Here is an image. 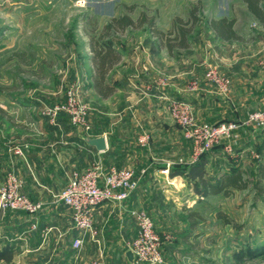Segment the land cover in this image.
I'll use <instances>...</instances> for the list:
<instances>
[{
    "label": "rangeland",
    "instance_id": "rangeland-1",
    "mask_svg": "<svg viewBox=\"0 0 264 264\" xmlns=\"http://www.w3.org/2000/svg\"><path fill=\"white\" fill-rule=\"evenodd\" d=\"M125 14L136 21L145 14L147 19H155L156 28L165 32L174 29L169 35L172 51L146 23L104 34L110 20ZM222 17L236 18L241 29L249 28V36L224 45L217 42L211 21ZM177 18L182 19L184 27H192L186 47L179 45L176 37ZM88 33L95 39L105 35L104 39H112L121 49L152 51L149 63L156 70L158 83L171 87L174 95L183 96L174 101L185 103L181 109L191 113L193 123L234 121L239 125L231 138L219 139L205 152L214 154L218 161H208V174H217V167L220 172L239 168L248 186L203 200L185 186L181 200L171 196L165 201L171 212L164 223L166 230L160 231L166 232L165 241L171 251L166 249L164 253L171 264H264V107L232 105V79L227 74L232 65L220 60L223 53L230 55L236 50L246 55L251 49L254 60L245 64L257 72L264 71V27L250 14L244 0H0V187L10 172L7 155H14L15 147L27 146L29 152L41 142L48 147L69 140L71 135L82 137L103 130L96 131L92 123L99 117L97 108L105 106L88 91L93 71ZM210 69L219 78L231 81L227 95L221 94L218 84L208 76ZM123 99L116 95L105 105L124 103ZM83 108L91 129L75 122L77 111ZM254 114L259 116L248 121ZM173 122L191 152L187 163L175 157L176 171L200 156L195 155L183 127ZM52 131L63 135L54 139L59 136H51L55 133ZM154 132L155 128L149 127L142 136L149 135V142L155 144L158 140L152 138ZM138 142L147 148L148 144L142 145L140 139ZM80 145H84L82 140ZM88 160L89 156L81 152V164ZM141 210L152 215L158 225L154 207ZM219 212L233 223L226 224L217 216ZM191 213L195 215L190 218ZM6 214L0 213V248L9 243ZM256 249H260L258 253L253 252ZM24 256L18 251L11 261L2 260L0 264H24Z\"/></svg>",
    "mask_w": 264,
    "mask_h": 264
},
{
    "label": "crops",
    "instance_id": "crops-1",
    "mask_svg": "<svg viewBox=\"0 0 264 264\" xmlns=\"http://www.w3.org/2000/svg\"><path fill=\"white\" fill-rule=\"evenodd\" d=\"M246 6L250 14L256 17L249 10L247 3ZM229 19H235L233 29L240 37L249 36V28L241 29L236 18ZM261 24L264 27L262 22ZM212 31L216 41L222 45L234 40L222 38L213 28ZM114 47L120 52L121 59L107 75V84L113 89V93L103 97L97 92L94 86V65L89 76L88 91L94 93L105 106L97 108L96 114L99 117L94 118L92 123L96 131L100 128L103 130L84 135H105L108 149L98 151L87 146L80 135L75 138L71 135L69 140L50 144L48 147L43 142L35 144L32 150H26L24 155L16 154L15 151L14 155H7L10 171L15 172L23 181V192L33 200L45 203V208L36 217L25 211H7L6 220L10 236L7 239L15 255L18 251L23 252L24 264H91L98 257H103L107 264H131L126 251L130 249L138 233L134 211L154 207L157 226L161 228L157 230L161 235L164 234V237L166 232L161 231L166 230L164 223L166 217H169L168 212H171L165 201L171 196L176 201L181 200L185 194V186H189L192 194L202 200L209 195L220 194H204L198 191L195 183H199V179L193 180L187 176V169L198 160L191 161L187 167L184 166L183 174L171 175L175 157L187 163L185 160L191 153L190 147L181 141L180 132L176 130L170 115L172 101L183 96H176L171 87L166 88L158 84L156 70L151 68V62L149 63L153 59L152 51L146 53L132 51L128 47ZM250 51L252 50L248 49L249 53L241 55L235 50L231 51L230 55L223 53L220 57L222 63L229 62L232 65L227 74L232 79L231 102L236 108L257 105L264 107V71L257 72L249 64H245V61L254 60L255 55ZM116 95H122L124 103H110L106 106L108 99L115 98ZM149 127L155 128L156 132L151 136L158 141L155 144L154 141L149 142L147 148H143L138 140ZM52 132L55 133L50 132L51 136H59L54 139H60L63 135ZM81 140L83 146L80 145ZM81 152L89 156L87 163L81 164ZM97 161L107 169H134L140 179V188L122 202L110 201L97 207V236H86L83 246L77 250L73 247V240L79 232L72 225V212L57 196L66 188L71 171L85 170ZM206 161V178L215 181L220 174L227 172H220L217 167V174H208V161L211 164L218 161L211 153L207 154ZM166 170L168 171L164 172ZM34 224L38 226L34 228ZM167 244L164 238L163 251H171ZM164 264H171L166 254Z\"/></svg>",
    "mask_w": 264,
    "mask_h": 264
},
{
    "label": "built area",
    "instance_id": "built-area-1",
    "mask_svg": "<svg viewBox=\"0 0 264 264\" xmlns=\"http://www.w3.org/2000/svg\"><path fill=\"white\" fill-rule=\"evenodd\" d=\"M210 79L218 84L221 94L230 91L231 81L228 78H219L214 69L208 71ZM163 86L161 82L158 83ZM171 115L182 127L186 138L194 146L195 155L201 156L209 151L221 138H231L233 132L239 127L234 121H225L217 125L209 123L195 124L191 113L182 110L185 103L173 100ZM187 109V107H186ZM259 115H252L248 121L256 119ZM87 111H77L75 122L77 125L91 129L86 119ZM142 145L149 143V135L140 138ZM27 146L15 147L16 154L24 155ZM168 170L164 171L167 172ZM142 173H145L142 171ZM23 181L13 171L7 175L5 183L0 187V213L7 211H25L36 217L45 208L43 201H36L22 190ZM140 188V179L132 168H105L101 162H93L85 170H73L69 175L66 188L57 196L72 212V225L79 235L73 240V247L81 249L86 236L96 238L95 211L97 207L106 202H122L133 192ZM133 215L138 226L137 236L130 248L134 251L135 264H164L163 235L157 230L155 219L144 210L134 211ZM38 225L34 224V228ZM165 238V237H164ZM91 264H107L103 257L95 258Z\"/></svg>",
    "mask_w": 264,
    "mask_h": 264
},
{
    "label": "trees",
    "instance_id": "trees-1",
    "mask_svg": "<svg viewBox=\"0 0 264 264\" xmlns=\"http://www.w3.org/2000/svg\"><path fill=\"white\" fill-rule=\"evenodd\" d=\"M249 10L256 16V18L264 24V0H244ZM149 24L152 28L155 29V35L168 44L169 51H172L173 44L172 38L169 35L173 34L174 29L165 32L155 26V19H147L145 14H142L138 21L134 20L130 15L125 14L120 17H115L110 20L104 26V34H107L112 29H116L117 31L125 30L130 26H137L143 24ZM183 21L180 18H177L174 22L175 30H177L180 42L179 45L186 47L188 45L187 37L191 28L184 27L182 24ZM235 23V19H229L227 17H222L220 19H214L211 21L212 28L216 31V33L222 38L232 40V39H240L241 37L234 31L233 26ZM188 24V23H186ZM110 33V32H109ZM89 36V46L92 51L91 61L95 67L96 75L94 78V86L97 92L103 96L108 97L113 93V89L107 84V75L110 70L116 65L120 59V52L114 47V42L112 39H104L105 35H100L98 39L92 36L91 33H88ZM166 36H168L166 38ZM165 37V38H164ZM104 39V41H101ZM2 110V109H0ZM3 111V110H2ZM82 139V138H81ZM208 153H203L198 161L194 165H192L189 169H187V176L193 180L196 178L199 179V183H195V188L204 193H225L230 194L232 190H244L247 188L248 183L244 180L242 176V172L239 169L234 171L225 172L218 176L215 181L210 180L205 177L207 173L206 166V156ZM183 167L181 169H173L171 175H180L183 174ZM264 173V170H263ZM203 186V187H202ZM202 187V188H201ZM195 215V213H191L190 218ZM221 219L224 220L226 224L233 223L227 215L223 212H219L218 215ZM164 239V237H163ZM260 249H256L253 251L254 253H258ZM262 253H264V246L261 249ZM14 255V250L12 246L8 243L5 246L0 248V262L2 260L11 261Z\"/></svg>",
    "mask_w": 264,
    "mask_h": 264
},
{
    "label": "water",
    "instance_id": "water-1",
    "mask_svg": "<svg viewBox=\"0 0 264 264\" xmlns=\"http://www.w3.org/2000/svg\"><path fill=\"white\" fill-rule=\"evenodd\" d=\"M81 138L86 143L87 146L94 147L98 151H106L108 149L107 137L105 135H100L95 137L82 136ZM126 256L131 264L135 263L136 256L131 248L126 251Z\"/></svg>",
    "mask_w": 264,
    "mask_h": 264
}]
</instances>
